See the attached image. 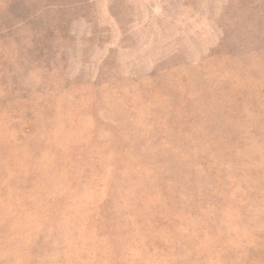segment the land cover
Here are the masks:
<instances>
[{
    "label": "rangeland",
    "instance_id": "374dc122",
    "mask_svg": "<svg viewBox=\"0 0 264 264\" xmlns=\"http://www.w3.org/2000/svg\"><path fill=\"white\" fill-rule=\"evenodd\" d=\"M0 264H264V0H0Z\"/></svg>",
    "mask_w": 264,
    "mask_h": 264
}]
</instances>
